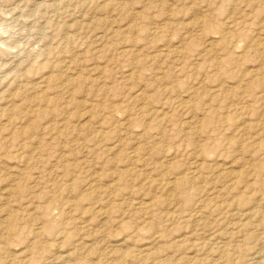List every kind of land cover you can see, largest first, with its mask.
Returning <instances> with one entry per match:
<instances>
[{"label":"rangeland","instance_id":"obj_1","mask_svg":"<svg viewBox=\"0 0 264 264\" xmlns=\"http://www.w3.org/2000/svg\"><path fill=\"white\" fill-rule=\"evenodd\" d=\"M0 264H264V0H0Z\"/></svg>","mask_w":264,"mask_h":264}]
</instances>
